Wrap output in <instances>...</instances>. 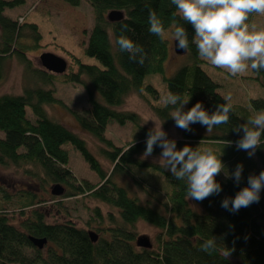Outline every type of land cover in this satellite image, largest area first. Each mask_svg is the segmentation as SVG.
Here are the masks:
<instances>
[{"label": "trees", "instance_id": "1", "mask_svg": "<svg viewBox=\"0 0 264 264\" xmlns=\"http://www.w3.org/2000/svg\"><path fill=\"white\" fill-rule=\"evenodd\" d=\"M79 7L86 1L94 12V23L87 32L85 53L95 57L99 64L85 63L72 51L63 48L69 58L66 71L56 74L36 66L28 52L42 47V34L36 23L21 22L6 15L25 0H0V82L9 73V63L14 57L24 66V88L22 93L0 94V166L25 167L27 172L40 182L43 191L51 186L50 193L55 202L59 198L86 196L100 200L114 210L107 214L109 224L96 226L98 239L93 241L90 231L76 226L72 221L49 222L46 214L34 209L32 215L22 223V229L12 223L5 211L0 210V264H11L7 259L15 258L20 264H263L264 263V189L260 201L232 213L221 207L225 198H233L247 185L249 175H258L264 170V147L256 151L260 165L244 153L243 173L239 184L221 173L216 179L222 191L203 201L187 197L184 181L177 180L160 163L143 157L149 127L143 124L135 111L120 109L129 94L138 92L150 105L164 124L172 123L171 107H162L161 91L152 83H145L152 74H161L167 91L190 98L185 110L197 101L209 111L222 104L224 95L221 83L216 81L203 67L207 61L199 57L192 43L194 29L177 13L171 0H65ZM111 11H121L123 17L112 21ZM155 12L164 22L165 29L174 24H183L189 35V50L192 61L181 65L169 77L165 76L166 62L171 47L152 35L148 28L149 12ZM253 17V16H252ZM252 17L250 21L252 20ZM249 21V22H250ZM126 25V29L123 27ZM127 36L139 44L146 54L143 65L129 59L127 52L119 49L116 41ZM249 78L264 87V70H251ZM56 81L82 85L87 93L88 106L83 110L68 106L55 95L52 86ZM252 110H264V99H250ZM60 104L77 120L81 129L87 131L104 144L100 153L111 162L106 170L88 147L87 141L71 127L50 116L47 105ZM228 124L214 127L210 132L199 123L191 131L179 128L181 136L175 139L177 148L185 144L198 147L197 143L214 142L236 147L243 135L232 128L246 122L251 111L234 104ZM31 109L33 118L29 116ZM112 122L122 125L131 122L136 128L134 139L118 146L106 136ZM72 144L80 151L91 169L100 177L99 183L78 179L69 167V150ZM161 148L155 147L152 155H159ZM224 164L230 159H224ZM233 164V161H232ZM232 171L236 164H233ZM161 175L169 186L162 204L142 201L131 192L128 178L139 187L150 190L135 169ZM124 180V184L120 183ZM64 187L60 195L52 193L55 185ZM28 192L25 207H33L41 199ZM58 199V200H57ZM96 215L104 216L99 208ZM139 221L157 228V247L145 248L137 244ZM30 236L46 237L47 247L38 248ZM216 238L217 248L211 254L201 250V244ZM33 252V255L27 252ZM230 251L226 259L224 253ZM19 260V261H18Z\"/></svg>", "mask_w": 264, "mask_h": 264}, {"label": "rangeland", "instance_id": "2", "mask_svg": "<svg viewBox=\"0 0 264 264\" xmlns=\"http://www.w3.org/2000/svg\"><path fill=\"white\" fill-rule=\"evenodd\" d=\"M4 13L11 18L18 19L20 22L25 18L27 23H36L38 25L42 34V47L28 52L29 58L36 66L42 67L40 55L43 52H52L63 57L69 63V58L62 47L72 51L85 63L100 65L95 57L88 56L85 53L84 43L88 39L87 32L91 30L94 23L93 9L86 1H83L79 7H75L65 0H25L24 4L12 9H6ZM250 23H255L258 26L264 27V14H254ZM171 29L172 28L166 30V33H168L167 39L171 47L170 56L166 62L164 73L167 77L171 76L181 65L192 61L191 51L189 49L183 53H177L175 51V41L170 35ZM203 67L216 81L222 84L220 91L224 96L228 93L232 94L233 104L247 107L252 115L258 111H262L252 110L250 106V99H264V87L255 83V80L248 77L252 74L251 70L233 76L227 70L215 67L208 61L203 63ZM145 83H152L162 94L167 91L166 81L161 74L149 75ZM52 86L55 89V95L71 108L81 111L88 106L87 93L82 85L56 81ZM23 88L24 66L14 57L9 63L7 78L0 82V94L22 93ZM159 103L162 104V101ZM120 109L137 112L141 116L143 124L150 129L153 127V122L150 120L145 123V120L149 117L155 119L158 124L163 123L152 110L148 102L138 92L129 94ZM47 110L51 117L71 127L76 133L83 137L87 141L90 150L100 160L104 168L106 170L111 169V162L100 153V148L104 147V144L87 131L81 129L76 118L71 113L60 104L47 105ZM28 113L29 116L33 118L30 108H28ZM162 126L169 138H178L181 136V131L175 126L174 121L169 124L163 123ZM135 132L136 128L131 122L124 125L112 122L108 125L105 134L108 138L113 140L116 145L121 146L127 141L134 139ZM0 136H4L2 131H0ZM197 145L200 148L211 147L217 152L223 151L222 160L230 159V162L225 166L226 172H232V166L234 167L233 164L244 165L243 157L246 151L238 150L237 147L214 142H200L197 143ZM64 147L69 150V167L77 178L87 179L92 183H99V175L91 169L80 151L70 143L65 144ZM159 156L160 154L151 155L147 157V159L159 163ZM252 158L260 165L261 159L257 151ZM27 168L33 167L31 165L25 167L10 166L7 168L0 166V210L5 211L9 220L18 228H23V221L32 215L34 209L44 212L49 222L72 221L76 226L85 228L88 231H94L97 234H99V231L96 229V226L109 224L107 214L114 210L111 206L100 200L86 196L61 197L59 198L60 202H55V199L52 198L50 193L51 186H48L47 191H43L40 182L27 172ZM135 174L143 178L146 186L150 190L139 187L134 183L133 179L128 178L130 189L133 194L138 195L142 201L149 200L157 204L165 202V193L169 189V186L161 175L138 168L135 169ZM120 183L124 184L125 182L124 180H120ZM28 192L37 194L36 200L41 199V202L36 203L33 207H25L28 201ZM96 208L101 210L104 219L96 215ZM137 230L138 237H148L152 243V248L157 247V236L160 232L159 228L145 221H139ZM46 247L47 244L45 248ZM0 252H4L1 247ZM27 253L33 255V252L28 251ZM16 260L15 258H8L7 262L11 264H20Z\"/></svg>", "mask_w": 264, "mask_h": 264}, {"label": "clouds", "instance_id": "3", "mask_svg": "<svg viewBox=\"0 0 264 264\" xmlns=\"http://www.w3.org/2000/svg\"><path fill=\"white\" fill-rule=\"evenodd\" d=\"M182 20L194 29L192 43L195 44L199 57L215 67L227 70L236 76L249 70H264V27L250 23L254 14H264V0H171ZM149 32L164 41L166 33L163 20L153 11L148 17ZM126 29V25L123 26ZM170 35L176 47L189 48L188 31L183 24H174ZM120 51L127 52L129 59L143 65L146 58L144 49L132 39L121 35L117 41ZM162 107H171L169 113L177 128L191 131L193 124L199 123L207 131L214 127L228 124L235 110L231 93L223 97L225 101L209 112L197 101L185 110L190 98L179 93L166 91L161 96ZM153 122L146 137L143 157L153 154L154 148H161L158 162L177 180L184 181L187 197L203 201L222 191L221 183L216 179L221 173L231 178L236 184L242 179L243 165L238 164L234 171L226 172L222 160L223 151L217 152L211 147L200 148L185 144L177 148L175 139H170L163 128V123L151 117L145 120ZM243 135L236 141L238 150L246 151L249 157L255 155L258 148L264 147V110L249 116L245 123L232 128ZM229 141L226 145H230ZM264 189V170L258 175H249L247 185L241 188L233 198L225 197L221 207L232 212L247 208L260 201ZM201 250L211 254L216 250V238L205 240ZM230 251L224 253L227 259Z\"/></svg>", "mask_w": 264, "mask_h": 264}, {"label": "water", "instance_id": "4", "mask_svg": "<svg viewBox=\"0 0 264 264\" xmlns=\"http://www.w3.org/2000/svg\"><path fill=\"white\" fill-rule=\"evenodd\" d=\"M122 17H123V13L121 11H111L108 14V18L112 21L121 19ZM176 43H178V42H175L174 46H175V51L177 53H183L186 51V50L177 48ZM40 60H41V65L44 69L51 71L53 73H56V74L64 73L68 67V62L66 59H64L63 57L58 56L52 52L41 53ZM63 192H64V187L59 185V184L55 185L52 188L53 194L60 195ZM89 234H90L93 241H96L98 239V234L95 233L94 231H90ZM30 239L33 242V244L35 246H37L38 248H43L48 241L46 237L30 236ZM137 244L140 247H145V248H151L152 247L151 241L146 236L138 237Z\"/></svg>", "mask_w": 264, "mask_h": 264}]
</instances>
